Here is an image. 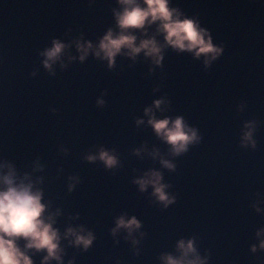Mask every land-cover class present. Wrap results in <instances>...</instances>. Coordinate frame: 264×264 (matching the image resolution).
Wrapping results in <instances>:
<instances>
[{
	"label": "water",
	"instance_id": "obj_1",
	"mask_svg": "<svg viewBox=\"0 0 264 264\" xmlns=\"http://www.w3.org/2000/svg\"><path fill=\"white\" fill-rule=\"evenodd\" d=\"M172 2L198 16L214 43H223L208 67L203 57L169 46L163 67L151 72L142 53L135 62L118 54L112 69L90 54L83 62L64 56L67 66L57 62L50 74L40 53L52 38L68 41L83 32L97 39L114 26L116 0H0V158L27 171L42 164L34 175L44 177L46 197L62 209L61 230L68 213L77 212L71 223L94 230L87 251L67 245L65 261L161 264V252L174 251L180 236L195 235L201 255H209L207 264H264V250L249 247L264 226V0ZM68 51L78 56L74 44ZM160 96L169 101L164 114H183L202 137L177 156L147 117L135 123ZM252 119L255 148L240 144L244 122ZM145 142L172 159L175 170L147 151H132ZM101 144L116 148L120 166L106 169L99 160L84 159ZM148 168H161L177 197L166 208L149 195L151 186L141 192L132 182ZM70 176L79 177L72 191ZM121 212L143 221L139 255L123 230L116 237L109 231Z\"/></svg>",
	"mask_w": 264,
	"mask_h": 264
},
{
	"label": "clouds",
	"instance_id": "obj_2",
	"mask_svg": "<svg viewBox=\"0 0 264 264\" xmlns=\"http://www.w3.org/2000/svg\"><path fill=\"white\" fill-rule=\"evenodd\" d=\"M116 3L118 7L112 8L114 26H108L97 39H86L83 32L68 41L53 37L51 46L40 53L44 57L41 63L45 69L54 74L57 62L61 68L67 66L64 56L68 61L79 59L83 62L90 54L106 61L107 67L112 69L116 66L118 54L131 57L135 62L138 54L142 53L150 61L151 72L154 66L163 67L165 50L169 46L178 53L187 50L195 58L203 57V63L208 67L223 52V43L213 42L210 30L202 26L198 16L187 14L172 0H116ZM73 44L78 56L68 51ZM97 103L103 105L105 101L98 98ZM168 103L166 96L153 99L144 107V116L136 117L135 123H145L147 117V125L169 145V154L177 156L188 151L189 146L198 143L202 137L198 127L190 124L183 114H164ZM239 107L242 109L243 105ZM256 128L255 119L244 122L240 133L242 146L256 147ZM132 151L137 155L147 151L153 158H159L163 168H176L172 159L161 154L156 146L149 150L146 142ZM84 159L90 162L99 160L106 169H114L121 164L116 148L103 144L96 151L87 152ZM43 167L36 164L32 171L22 170L13 160L0 158V264H36L37 254H41L40 264H52L53 261L56 264H75V257L64 260L67 245L87 251L96 239L93 229L82 223H71L79 217V212L74 215L68 213L69 222L61 230L57 217L62 214V209L60 206L53 208V201L46 197L42 186L44 177L34 175ZM78 180V176L69 177V191ZM132 182L141 192L151 186L149 195L162 207L166 208L177 198L168 191L171 185L164 180L161 168H148L133 177ZM254 207L261 211L258 203ZM114 221L109 230L113 237L123 230V238L131 241L134 255H139L140 248L136 246L146 235L142 230L143 221L127 212L115 216ZM255 235L258 242L250 244V250H264V226L259 227ZM159 259L161 264H207L209 255H201L197 237L190 235L180 236L175 242V250L161 252Z\"/></svg>",
	"mask_w": 264,
	"mask_h": 264
}]
</instances>
